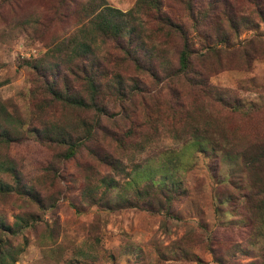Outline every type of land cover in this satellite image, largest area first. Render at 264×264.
Here are the masks:
<instances>
[{
    "label": "rangeland",
    "instance_id": "1",
    "mask_svg": "<svg viewBox=\"0 0 264 264\" xmlns=\"http://www.w3.org/2000/svg\"><path fill=\"white\" fill-rule=\"evenodd\" d=\"M139 1L0 0V101L9 113L25 119L29 129L65 126L78 115L60 105L38 109L44 104L42 95H37L34 107L29 99L33 75L24 62L42 58L82 26L87 20L80 15L84 4L92 2L98 11L107 7L126 15L138 12L144 30L134 45L140 43L154 55L149 65L139 69L122 59L115 42L106 44L109 58L119 61L103 67L110 74L120 73L127 93L132 92L122 101H106L93 140L74 158L58 161L62 148L27 133L0 148V155L16 164L43 205L39 210L14 195L0 199V219L6 225L13 226L16 218L26 221L31 214L41 220L22 225L13 234L0 233L6 247L20 250L14 264H262L257 253L242 256L238 251L248 247L251 234L250 226L235 222L244 201L236 202L233 213L213 211L215 189L207 171L211 161L199 157L186 172H172L166 162L193 136L196 130L190 125L204 129L209 119L217 130L264 143V6L260 18L247 0H157L160 14L188 37L191 70L182 75L178 71L182 36L168 33L158 14L137 6ZM227 11L235 20L247 18L249 23L237 24L235 34L225 22ZM138 50L136 56L142 60L143 49ZM208 92L233 104L222 107ZM94 115L84 112L80 117L92 120ZM87 148L110 157L117 169L92 158ZM160 167L163 175L173 173L170 180L178 184L177 192L160 203L146 199L137 208L108 210L81 200L87 184L111 178L124 188L134 169H151L158 179ZM220 169L226 183L243 182L237 169ZM226 183L216 191L234 193ZM219 206L225 205L220 201ZM46 234L53 236L45 239Z\"/></svg>",
    "mask_w": 264,
    "mask_h": 264
},
{
    "label": "trees",
    "instance_id": "2",
    "mask_svg": "<svg viewBox=\"0 0 264 264\" xmlns=\"http://www.w3.org/2000/svg\"><path fill=\"white\" fill-rule=\"evenodd\" d=\"M247 1L255 5L257 15L261 18L264 6L262 0ZM136 5L146 6V11L153 9L160 17L161 24L167 28L168 33L182 36L183 47L178 56V71L182 75L190 72L192 51L188 46V37L183 29L160 14L161 7L157 0H140ZM93 7L92 2L82 6L80 15L84 20H87L71 36L51 46L52 48L42 58L24 62L33 75L32 88L29 92L32 105L35 107L34 100L37 95H42L44 104H39L38 109L45 108L46 105H60L69 111L77 112L76 119L65 126L54 125L41 129H29L25 119L9 113L0 101V148L8 147L27 133L38 141L44 140L46 143L58 145L62 150L58 154L57 160L68 161L74 158L87 142L93 140L99 118L105 111L106 101L108 99L122 101L124 94L132 92L127 93V86L120 73H108V70L103 67V63L119 61L109 58L110 53L106 44L113 41L123 54L124 61H133L139 69L150 64L152 56H154L153 53L150 50L147 53L140 43L134 45L142 38L144 30L142 20L136 16L138 12L134 10L126 15L107 7L100 11ZM188 11L190 20H193V11L189 5ZM225 22L229 29L237 33L235 26L248 24L249 20L247 18L235 20L227 11ZM220 38L223 43H227L223 35H220ZM102 46L104 47L102 48ZM137 48L143 49L142 60L136 56L139 53ZM0 85L2 84L0 83ZM208 94L213 93L208 92ZM214 100L222 107H229L233 104L221 96H215ZM236 107L235 105L234 109H237ZM84 112H93L96 116L94 115L92 120L81 118L80 114ZM214 120L217 119L214 118ZM68 126L71 127L66 128ZM190 127L196 130L193 136L182 145L181 150L175 152L174 158L167 161L166 165L171 168L172 172L178 170L186 172L189 168L188 165H191L199 157L211 161L207 164V171L215 189L211 197L213 211L219 215V212L224 209H231V213H233L236 202L244 201L243 205L238 207L239 210L237 209L240 219L235 222L239 225L250 226L251 234L248 247L245 249L238 247V251L242 256L257 253L264 264V143L248 142L240 133L229 134L217 130L211 119L204 122L202 125L204 129H200L197 124H191ZM87 151L92 158L96 157L98 162L117 169L116 162L110 157L95 155L91 148H87ZM224 166L229 169H237V173L243 178L242 184L226 183L223 178L224 171L220 169ZM55 172L54 170L52 174L54 175ZM158 172L161 177L155 179L151 169H145L143 172L134 169L124 188L118 187L117 182L111 178H102L98 180V183L87 184L80 194L81 200L91 204L90 206L107 207L108 210L137 208L140 207L141 201L146 199L147 201L156 199L160 203L161 199L170 198L172 192H177L178 184L170 180L173 173L163 175L164 169L161 167ZM225 183L230 185L234 193L227 194L216 191V187H222ZM141 184L143 187H140ZM100 188L103 189L102 192H99ZM12 195L27 201L39 210H43L42 200L38 193L33 188L26 186L16 164L8 157L0 155V199ZM220 201L225 205L221 209ZM231 204L232 207H227ZM38 222L41 220L33 214L29 215L26 221L23 217L16 218L13 226L6 225L5 221L0 219V233L13 234L15 231L21 230L22 225L28 227ZM46 235L45 239L53 236L52 234ZM5 243L7 240H3L0 236L2 245L0 247V264H14L20 250H12L6 247ZM84 250H89V248ZM79 255L87 257L88 252H79ZM136 257L137 259L141 258L139 250H137Z\"/></svg>",
    "mask_w": 264,
    "mask_h": 264
}]
</instances>
